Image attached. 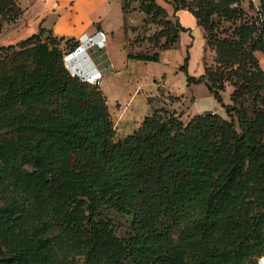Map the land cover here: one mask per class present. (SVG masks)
Masks as SVG:
<instances>
[{
    "label": "trees",
    "instance_id": "obj_1",
    "mask_svg": "<svg viewBox=\"0 0 264 264\" xmlns=\"http://www.w3.org/2000/svg\"><path fill=\"white\" fill-rule=\"evenodd\" d=\"M5 1L0 10L14 20L20 9ZM120 1L123 18L138 9L160 25L153 42L161 49L188 30L174 14L184 0H167L173 20L156 0ZM259 9L222 37L213 35L208 0L190 10L214 65L189 74L185 50L178 67L186 84L205 78L218 101L223 81L232 84L222 106L237 128L212 111L183 122L173 112L159 117L155 107L115 139L98 84L65 66L78 39L39 27L0 44V127L14 134L0 135V264H68L70 252L84 264H257L264 253V70L254 51L264 53V0ZM158 57L126 51L129 59ZM243 96L253 103L250 113L237 105ZM103 206L129 217L124 237L100 216Z\"/></svg>",
    "mask_w": 264,
    "mask_h": 264
},
{
    "label": "rangeland",
    "instance_id": "obj_2",
    "mask_svg": "<svg viewBox=\"0 0 264 264\" xmlns=\"http://www.w3.org/2000/svg\"><path fill=\"white\" fill-rule=\"evenodd\" d=\"M5 1V0H4ZM187 11L199 8L205 0H184ZM210 5L215 7V12L211 15L213 20L217 23V27L213 29V35L222 37L231 35V29L240 21H250L258 16L259 0H208ZM6 2V1H5ZM4 2V3H5ZM162 5L168 14V17L173 20L171 15V6L167 0H156ZM8 7V2H6ZM131 6H136L137 2L133 1ZM4 8L0 10V44L5 46L7 44H14L23 35V30L15 29L11 23V13H3ZM186 11V12H187ZM179 22L184 20L183 14L179 15ZM188 20V18L186 19ZM124 46L121 43L122 36L118 35L112 39V61L113 66L118 72L111 75L107 82V87L104 82L101 86L105 88V92L111 102L112 98H117L120 102L128 101V105H132L133 101L139 104L142 112L144 95L149 94L152 85H159L164 87L158 88V92L154 96H150L149 100L156 106L158 116L161 117L165 113L173 112L179 115V118L184 122L189 116L195 113H207L209 111L220 114L226 120H231L234 127L237 128L236 118L227 115L224 112L222 104L230 103L229 95L233 89L232 84L225 80L222 83V89L218 90L221 100L218 101L209 88L204 84V79L198 82H190L186 84L184 73L179 70V65L182 62L185 50L188 53L187 72L191 75H198L203 71V65H214L213 50L205 46L204 38L202 36V29L199 26L188 30H184L177 38L175 44L171 47L161 49L153 42L155 32L160 28V25L154 23L148 15L138 9H134L128 14L124 15ZM57 36V35H55ZM159 42L163 40L158 38ZM88 45V44H87ZM59 46H63L60 42ZM126 46H129L127 49ZM86 50L92 60H102V48L98 51L91 52L89 45ZM64 48L62 50L65 51ZM126 51L152 53L157 51L159 57L156 61L139 60L126 58ZM83 53V54H82ZM66 54V53H65ZM95 55V56H93ZM258 65L264 70V53L254 51ZM75 57L68 58L64 61L68 68V61H80L85 56L81 48ZM97 59H96V58ZM104 61V60H103ZM78 64V62H76ZM103 63H101L102 65ZM152 78L153 79L152 81ZM153 83V84H151ZM138 85L136 93H132L134 86ZM131 95V97H130ZM134 99L132 100V98ZM237 105H240L247 113H250L253 103L251 99L243 96L239 99ZM258 104H256L257 106ZM145 112V111H143ZM117 114H115L116 116ZM117 117V116H116ZM0 135L6 138H13V131L7 127H0ZM22 168L29 169L26 164ZM1 187V186H0ZM100 216L110 221L113 232L117 237H124L129 230V217L115 209L103 206L100 209ZM174 235V234H173ZM175 236V235H174ZM68 264H84L83 255L79 252H70L66 255ZM257 264H264V253L257 258Z\"/></svg>",
    "mask_w": 264,
    "mask_h": 264
},
{
    "label": "crops",
    "instance_id": "obj_3",
    "mask_svg": "<svg viewBox=\"0 0 264 264\" xmlns=\"http://www.w3.org/2000/svg\"><path fill=\"white\" fill-rule=\"evenodd\" d=\"M15 3L19 7L20 12L11 25L15 29L23 30V35L26 34L27 36L36 32L39 27H44L50 29L54 35L73 37L78 39V44H82L85 56L80 61H68V69L76 67L83 73H89L95 69L100 71L98 87L105 96L113 123L115 139L122 138L125 134L130 133L138 126L141 118L149 114L152 108L156 107L149 100L150 96H154L158 92V88L162 87L153 84V79L155 78H152L153 83L151 84L153 85L151 90H149L151 92L143 97V111L145 112L140 111L137 101L136 103L133 101L130 106L128 101L125 103L120 102L117 98H112L110 102L105 88L101 86V83L104 82L107 87L108 85L105 81L118 72L112 64L111 49L113 37L121 35V43L123 46L125 44L120 0H15ZM186 11V9L179 8L174 12L178 19L179 15L183 14L184 20L180 24L189 28L198 26L192 13ZM187 18L188 20H186ZM98 31L103 32L101 47L96 42ZM182 32L179 31L178 37ZM87 39L92 53L102 48V60H98L95 57L97 60L94 61L92 60L94 57L91 58L88 55L87 47H85L87 46ZM101 63L103 64L101 65ZM137 88L138 85L134 86L132 93H136ZM162 88L164 89V87ZM164 91L167 90L164 89ZM115 114H117V117Z\"/></svg>",
    "mask_w": 264,
    "mask_h": 264
},
{
    "label": "built area",
    "instance_id": "obj_4",
    "mask_svg": "<svg viewBox=\"0 0 264 264\" xmlns=\"http://www.w3.org/2000/svg\"><path fill=\"white\" fill-rule=\"evenodd\" d=\"M96 42H98L97 44H100V46H101V43L103 42V32L102 31L97 32ZM88 43L89 42L87 39V44ZM81 48L83 49L84 47L80 43V44H77L71 51L66 52V54H64V56H63L64 61H66L68 58H71L72 56H74ZM69 71L72 74H77L78 76H80L85 81H87L89 83H93V84H98L99 79H100V74H101L100 71L96 70V69L90 71L89 73H83L81 70H79L76 67H72Z\"/></svg>",
    "mask_w": 264,
    "mask_h": 264
},
{
    "label": "water",
    "instance_id": "obj_5",
    "mask_svg": "<svg viewBox=\"0 0 264 264\" xmlns=\"http://www.w3.org/2000/svg\"><path fill=\"white\" fill-rule=\"evenodd\" d=\"M204 84H205L208 88H210V85H209L206 81H204Z\"/></svg>",
    "mask_w": 264,
    "mask_h": 264
}]
</instances>
